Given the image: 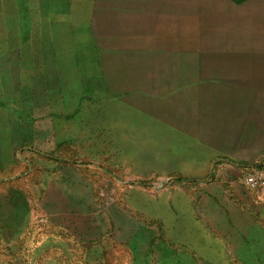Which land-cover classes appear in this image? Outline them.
Segmentation results:
<instances>
[{
	"label": "rangeland",
	"instance_id": "rangeland-1",
	"mask_svg": "<svg viewBox=\"0 0 264 264\" xmlns=\"http://www.w3.org/2000/svg\"><path fill=\"white\" fill-rule=\"evenodd\" d=\"M256 44L264 0H0V264H264L202 189L264 171Z\"/></svg>",
	"mask_w": 264,
	"mask_h": 264
},
{
	"label": "crops",
	"instance_id": "crops-1",
	"mask_svg": "<svg viewBox=\"0 0 264 264\" xmlns=\"http://www.w3.org/2000/svg\"><path fill=\"white\" fill-rule=\"evenodd\" d=\"M232 3L234 4V2ZM124 9L128 10L126 13L129 14V11L131 10V3L124 6ZM207 18L209 19L207 25L209 31L203 35H223L221 30L218 29L223 26V24L219 22L221 18L219 16L216 18L210 17V15ZM216 29H218V32ZM204 50L207 51L210 49ZM249 52H264V48L256 44ZM197 82L200 84L204 82L208 84L215 81ZM242 82L245 83L246 81ZM250 82L253 83V81ZM252 132L253 136L251 137L246 136L242 139H238L236 141L234 140V147H239L242 149L249 147L251 149L254 148L253 153L251 152L249 160H245V162H251L255 159L264 158V132L261 130H253ZM218 142L212 144V147L219 149L227 147L228 143L225 141L219 140ZM226 155V153L215 151V154L212 153L209 155L208 161L210 163L212 159L218 160L221 158H226ZM236 173L237 169H234V167L225 166V168H222V170L219 171L218 175H214V177L217 178L216 180L209 181L202 185V189L209 199L205 202L206 206L204 207L206 215L205 220L207 221L209 227H212V229H214V231L218 234H221V232L224 233V230L218 226L220 225V223L217 222L218 218H222L224 222L228 221L227 224L230 228L228 229L231 230V233L232 231L237 232L238 229L241 230V228L244 226L245 220L256 224V226H259L258 222H264V190H251L246 186L245 180L241 181V179H239L241 175H235ZM245 239L246 240L243 241L246 245L249 243L250 239H247L246 237Z\"/></svg>",
	"mask_w": 264,
	"mask_h": 264
},
{
	"label": "built area",
	"instance_id": "built-area-1",
	"mask_svg": "<svg viewBox=\"0 0 264 264\" xmlns=\"http://www.w3.org/2000/svg\"><path fill=\"white\" fill-rule=\"evenodd\" d=\"M245 184L248 188L254 191L264 190V171L255 170L246 175Z\"/></svg>",
	"mask_w": 264,
	"mask_h": 264
},
{
	"label": "trees",
	"instance_id": "trees-1",
	"mask_svg": "<svg viewBox=\"0 0 264 264\" xmlns=\"http://www.w3.org/2000/svg\"><path fill=\"white\" fill-rule=\"evenodd\" d=\"M232 2H235L236 4H244L245 2L249 1V0H231ZM238 1V2H237Z\"/></svg>",
	"mask_w": 264,
	"mask_h": 264
}]
</instances>
